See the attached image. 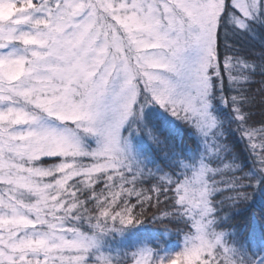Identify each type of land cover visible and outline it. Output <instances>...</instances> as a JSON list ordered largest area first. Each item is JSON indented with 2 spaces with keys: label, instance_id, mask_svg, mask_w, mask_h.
Instances as JSON below:
<instances>
[{
  "label": "snow or ice",
  "instance_id": "1",
  "mask_svg": "<svg viewBox=\"0 0 264 264\" xmlns=\"http://www.w3.org/2000/svg\"><path fill=\"white\" fill-rule=\"evenodd\" d=\"M250 4L0 0V264H84L93 241L73 222L95 218L99 228L103 218L126 225L134 221L128 197L135 196L141 206L151 203L149 190L134 186L139 172L121 148L120 129L141 89L150 94L149 102L178 119L211 128L212 78L226 75L236 94L221 101L231 103L242 134L264 165V128L247 127L242 111L254 99L238 84L248 77L233 75L234 64L251 65L218 54L225 11L232 6L249 18L257 0ZM234 22L244 27L243 19ZM46 120L64 127H49ZM80 134L96 137L97 147L86 151ZM42 157L61 161L35 166ZM211 171L201 165L175 183L160 177L150 189L157 205L160 195L174 192L175 204L194 228L183 250L159 264H234L220 235L208 231ZM101 179L105 188L97 193L92 186ZM85 189L91 190L95 212L80 198ZM97 259L110 264L103 256ZM129 264L156 262L142 251Z\"/></svg>",
  "mask_w": 264,
  "mask_h": 264
},
{
  "label": "trees",
  "instance_id": "2",
  "mask_svg": "<svg viewBox=\"0 0 264 264\" xmlns=\"http://www.w3.org/2000/svg\"><path fill=\"white\" fill-rule=\"evenodd\" d=\"M256 11L244 29L226 22L221 24L218 54L221 58L238 57L251 65L242 68L234 64L233 75L248 77L238 84L245 89V95L254 99L242 111L247 113L246 126L259 131L264 128V9L259 6ZM212 82L209 101L213 126L206 134L197 131L194 122L178 119L159 104L152 114L143 115V125L133 119L128 123L125 134L132 140L133 152L125 159L139 172L134 186L149 190L151 203L141 206L135 196L128 197L134 221L126 225L101 218L96 228L95 218L75 221L84 232L112 233L105 241L110 264H129L133 254L142 251H149L159 264L168 256V248L174 250L177 245L186 244L194 228L191 219L175 204L174 192L160 195L157 205L156 194L150 189L160 177L173 183L182 181L201 165L212 170L208 173L213 188L210 195L213 211L207 217L211 221L209 231L222 234L234 264H264V165L256 155L258 150L251 148L242 134L231 103L221 101V96L227 99L235 95L236 89L223 74L213 77ZM57 159L51 158L54 162ZM92 188L100 193L105 188L104 180ZM90 196L89 189L80 193V198L95 212V201L88 199ZM118 203L123 207L124 197ZM87 264H99L95 254L90 253Z\"/></svg>",
  "mask_w": 264,
  "mask_h": 264
},
{
  "label": "rangeland",
  "instance_id": "3",
  "mask_svg": "<svg viewBox=\"0 0 264 264\" xmlns=\"http://www.w3.org/2000/svg\"><path fill=\"white\" fill-rule=\"evenodd\" d=\"M226 3H230V0H226ZM245 3L248 4L249 8L251 7L250 0H245ZM259 6H262V8L264 9V0H257L256 9ZM255 12H257V11L255 10ZM229 13H231V14H229ZM0 15H3L2 11H0ZM253 15H254V12L251 14V16L249 18H244V17H242V14L235 7L229 6V8L225 11L224 16L222 17V24H223V22H226L229 25H232V26L234 25L237 28H240L236 25L234 20L236 18H241L244 21V27L241 29H244L245 27H247V24H248L247 21L249 19H251ZM140 98H142V99H140ZM150 100H151L150 94L143 92V89H141V95L139 97V102L136 105H134L133 114L127 119V121L123 124V126L120 129L121 148H122V151H123L125 158L129 157V155L133 152L132 140L128 134H125L126 127L128 126V123L130 122L131 119H133V122H136V123L139 122L140 125L144 124L143 123V115L146 112H151V114H152L155 106L158 105L154 101L149 102ZM210 108H211V103L209 101V107L207 108V112L209 113L210 117L212 118ZM45 123L49 127H55L58 129L64 127V125L62 123L55 121V120H46ZM207 130H210V128L206 127L203 129H197V131H199L203 134H206ZM80 140H81L82 146L84 147V149L86 151H91L92 149L97 147V138L94 136L80 134ZM51 158H53V157H42L40 160L35 161L34 165L40 166L43 168H48L50 166L58 164L61 161L60 157H58L57 161H55V162L53 160H51ZM73 224L75 227H77L76 222H73ZM208 231H209V227H208ZM81 232L83 234L91 237L92 241H93V246L86 253V259H85L84 264H87V259L89 258L90 253L95 254V258H98L100 256H103L105 258H109V256H111L110 254H108L106 252V251H108V248L105 245V243H106L105 241H107L109 239V236L112 234L111 232L101 231V232L89 233V232H84L83 230ZM209 232L211 233V231H209ZM212 233H214V232H212ZM219 235H220V240H221V244L223 245V248L228 249V247L225 243L224 237L222 236V234H219ZM117 238H119V237H117ZM121 239L122 238L120 235V240ZM184 247H185V244H181V245H177V248L174 250H171L170 248H168L169 254H168V256H166L165 262L168 259H170L174 254L182 251ZM222 250L223 249H221V251Z\"/></svg>",
  "mask_w": 264,
  "mask_h": 264
}]
</instances>
